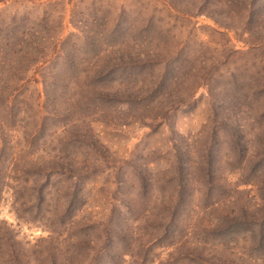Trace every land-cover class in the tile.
I'll use <instances>...</instances> for the list:
<instances>
[{
	"label": "rangeland",
	"instance_id": "1",
	"mask_svg": "<svg viewBox=\"0 0 264 264\" xmlns=\"http://www.w3.org/2000/svg\"><path fill=\"white\" fill-rule=\"evenodd\" d=\"M161 2L105 0L102 6L95 5L114 13L124 7L129 12L126 18L135 23L152 17L162 27L161 39L185 46L182 72L188 76L182 78L181 73L168 88L185 90L183 101L172 106L167 96L151 103H127L128 98L139 97L133 85L145 73L114 75V82L107 77L90 85L77 78V90L85 88L101 95L88 94L83 99L89 100L80 101L72 116L78 132L73 131L77 137L74 157L84 161L78 167L86 165L88 175L78 181V201L83 204L75 213V226L98 225L97 230L89 231V238L101 246L108 234L101 228L111 218L122 221L124 237L117 253L124 252V258L120 264H166L170 254L178 253L182 259L175 264H194L193 254L212 264L252 263L258 255L252 244L257 229L264 225V119L260 117L264 110V61L260 60L262 51L251 47L256 33L220 34V28L203 15H167L165 10L147 15L153 8L164 9ZM83 7L78 0H63L45 8L37 0H7L0 3V15L50 16L54 23L60 20L58 31L63 39L75 32L74 19L102 16L100 12L90 15L95 10ZM139 9L145 14L137 15ZM116 16L106 15L110 20ZM41 66L32 67L27 76L39 80ZM200 67L204 70L199 71ZM195 73L201 78L195 80ZM29 87L41 90L40 82L29 83ZM104 87L128 90L109 97ZM176 96L171 97L175 100ZM59 177L50 180L46 204L38 210L19 208L16 199L29 198V194H14L5 188L0 200V229L3 225L12 229L21 241L17 249L30 250L39 238L48 236V220L54 217L55 205L61 204L59 198L70 185ZM177 196L185 199L184 208L169 226L177 241L169 244L172 238L162 241L158 237L173 216Z\"/></svg>",
	"mask_w": 264,
	"mask_h": 264
},
{
	"label": "trees",
	"instance_id": "2",
	"mask_svg": "<svg viewBox=\"0 0 264 264\" xmlns=\"http://www.w3.org/2000/svg\"><path fill=\"white\" fill-rule=\"evenodd\" d=\"M37 1L45 8L60 5L63 0ZM78 1L84 3L83 8L96 11L90 15L100 12L102 16L99 19H74L75 32L63 39L59 37L60 20L54 23L50 16L31 19L28 15H0V200L8 187L14 194H29V198L16 199L19 208L28 211L35 207L38 210L46 204L52 178L62 176L70 184L59 198L61 204L55 205L54 217L48 220V236L39 238L30 250L17 249L21 241L16 239L10 227L2 226L0 261L3 264H120L124 258V252L117 253L124 237L122 221L115 222L111 218L101 228V232L104 229L108 232L101 246L89 238V231L97 230L98 225L76 227L74 221L75 213L83 204L78 201L81 198L78 181L86 180L88 175L86 165L78 167V163L84 161L78 162L74 157L72 148L78 132L76 119L72 116L79 110L80 101L89 100L83 99L88 98V94L101 95L96 91H84L85 88L77 90V78L90 85L107 77L114 82L116 77L145 73L143 78L135 79L133 85L140 92L139 97L128 98V104L144 100L151 103L167 96V102L172 106L184 98L183 89L173 92L175 86H172L168 91L181 73H184L182 78L188 76L182 72L186 61L184 45L161 39L162 27L157 26L152 17L135 23L126 18L129 12L124 7L114 13L95 6L97 3L102 6L105 0ZM161 1L164 9L153 8L147 15L163 10L167 15H203L222 29L218 30L220 34L243 31L252 36L256 33L251 47L262 51L260 60L264 61V0ZM6 2L0 0V3ZM72 6L75 8V4ZM76 9L80 7L76 6ZM112 14L117 16L111 20L106 17ZM141 14H145L144 10H137V15ZM39 63H42L40 79L28 77L30 69ZM200 70L204 68L200 67ZM192 76L195 80L201 78L198 73ZM33 82H40V91L30 90L29 83ZM140 82L146 83L141 86ZM114 89H105V94L115 97L128 90ZM174 94H177L175 100L171 97ZM168 109L169 106L165 111ZM260 117L264 119V110ZM234 135L239 138L238 130ZM176 199L173 216L158 237L162 241L172 238L169 244L177 242L169 226L175 223L174 219L184 208L185 199L181 196ZM257 231L252 246L258 255L249 264H264V225ZM180 259V253L177 256L170 254L166 264H175ZM191 260L194 264H212L197 254L191 255Z\"/></svg>",
	"mask_w": 264,
	"mask_h": 264
}]
</instances>
